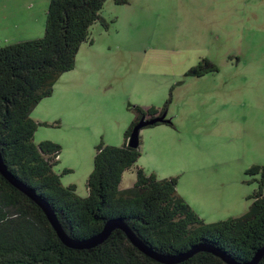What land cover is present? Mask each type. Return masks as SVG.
<instances>
[{
	"label": "rangeland",
	"instance_id": "374dc122",
	"mask_svg": "<svg viewBox=\"0 0 264 264\" xmlns=\"http://www.w3.org/2000/svg\"><path fill=\"white\" fill-rule=\"evenodd\" d=\"M51 0H0V46L44 36ZM102 19L30 116L34 141L61 146L54 171L87 197L100 143L124 146L132 106L165 109L144 126L137 168L178 178L177 192L207 223L245 214L264 166V0H106ZM214 65L202 74L192 71ZM150 118V117H149ZM68 170V171H65Z\"/></svg>",
	"mask_w": 264,
	"mask_h": 264
},
{
	"label": "trees",
	"instance_id": "16d2710c",
	"mask_svg": "<svg viewBox=\"0 0 264 264\" xmlns=\"http://www.w3.org/2000/svg\"><path fill=\"white\" fill-rule=\"evenodd\" d=\"M105 1L51 0L43 37L0 46V151L5 164L49 202L71 237H91L102 230L108 219L121 217L145 243L163 253L175 254L207 242L239 261L251 260L264 246L261 189L242 216L207 223L178 194L177 177L160 179L138 167L134 185L120 188L124 172L141 155L140 143L138 147L128 144L134 128L142 118L161 116L165 109L132 106L136 118L126 132L125 145L96 146L87 197L76 193V185L64 186L55 173L61 146L51 140L35 143L36 130L48 123L34 120L30 113L53 94L59 78L75 68L81 45L90 39L91 26L102 19ZM214 69V65H208L192 72L202 74ZM164 123L172 121L166 117ZM248 172L261 173L262 188L264 166L254 165ZM0 264L165 263L140 251L120 229L96 247H68L42 208L0 172ZM176 264L227 263L203 251ZM257 264H264V255Z\"/></svg>",
	"mask_w": 264,
	"mask_h": 264
},
{
	"label": "water",
	"instance_id": "95a60500",
	"mask_svg": "<svg viewBox=\"0 0 264 264\" xmlns=\"http://www.w3.org/2000/svg\"><path fill=\"white\" fill-rule=\"evenodd\" d=\"M165 119H166V113H164L161 116H156L149 119L142 118L138 123V125H136V127L134 128L128 144L132 147H138L140 143L139 133L141 128L144 126L155 125L156 123L164 122ZM0 172L13 186H15L17 189L22 191L32 200H34L42 208L48 220L50 221L51 225L56 230L59 238L63 241L65 245L74 249H89L96 247L102 244L103 242H105L116 229H120L126 233L131 243L135 245L140 251L150 256L151 258L165 264H176L183 262L193 257L195 254L203 251L211 252L219 256L227 264H257L264 255V246H263L256 252V254L251 260L243 262L235 259L233 256L228 254L223 249L217 247L216 245L207 242H201L195 244L188 250L179 253H175V254L163 253L155 250L154 248L150 247L147 243H145L136 234V232L132 229V227L121 217L108 219L105 222L102 230L92 235L91 237L85 239H77L68 235V233L64 230L62 224L60 223V220L58 219L56 212L49 204V202L46 201L43 197H41L39 194H37V192L33 188L29 187L27 184H25L20 179H18L8 169L2 157L1 151H0Z\"/></svg>",
	"mask_w": 264,
	"mask_h": 264
}]
</instances>
